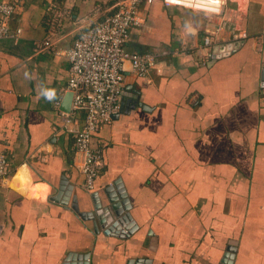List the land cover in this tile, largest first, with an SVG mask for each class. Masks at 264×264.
I'll return each mask as SVG.
<instances>
[{
    "label": "crops",
    "instance_id": "1",
    "mask_svg": "<svg viewBox=\"0 0 264 264\" xmlns=\"http://www.w3.org/2000/svg\"><path fill=\"white\" fill-rule=\"evenodd\" d=\"M15 1L8 23L20 33L0 39V151L9 162L0 264H226L227 247L235 248L231 264H264V0H226L218 16L140 3L141 24L125 48L158 62L144 76L126 66L122 105L93 136L101 162L90 191L68 130L82 115L67 129L59 118L64 53L113 8L105 0ZM237 41L212 58L213 45ZM122 194L136 224L126 237L71 206L95 212L96 200L111 198L122 208Z\"/></svg>",
    "mask_w": 264,
    "mask_h": 264
},
{
    "label": "built area",
    "instance_id": "2",
    "mask_svg": "<svg viewBox=\"0 0 264 264\" xmlns=\"http://www.w3.org/2000/svg\"><path fill=\"white\" fill-rule=\"evenodd\" d=\"M113 11L82 32L71 49L64 54L68 60L65 90L71 92L69 111L59 109L60 123L68 127L77 114L82 115L80 127L68 129L73 134L75 152L81 156L79 170L82 187L94 188L101 151L93 136L102 123L109 122L120 109L124 71L129 67L135 75L144 76L156 68L157 56L151 52H133L125 48L128 35L140 26L139 5L152 0H105ZM165 6H176L206 15H220L226 0H161ZM15 0H0V39L17 37L20 29L12 30L8 20L15 8ZM204 46L211 43L204 37ZM50 47L44 41L42 47ZM59 100L56 102L59 105ZM67 129V128H66ZM9 172V162L0 151V181Z\"/></svg>",
    "mask_w": 264,
    "mask_h": 264
},
{
    "label": "water",
    "instance_id": "3",
    "mask_svg": "<svg viewBox=\"0 0 264 264\" xmlns=\"http://www.w3.org/2000/svg\"><path fill=\"white\" fill-rule=\"evenodd\" d=\"M239 43L240 42L237 41L229 44V46L227 45L224 48L222 46L213 45L211 48L212 58H218L221 55L227 54L230 50L239 45ZM221 51L223 52L221 53ZM70 101L71 92L66 91L61 99L59 108L62 111H69ZM120 203H124V207L121 208L120 204L117 201H113L111 198L109 199V204L105 206L101 204L100 200H96V203L94 205L95 212L79 211L75 203H72L71 206L74 211H76L83 219H91L93 221L94 227H97V225L99 224L101 227H105V233L118 235L119 237H126L136 229V224L131 218L130 213L127 211L129 203L123 194ZM121 226L124 228V230L120 229ZM227 249L228 252H226L224 255L226 256V258L228 256L229 259H223V261H225V263L227 262L226 264H231L235 248L227 247ZM82 257L86 258L87 255H82ZM126 264H150V260L147 258H138L135 261H126Z\"/></svg>",
    "mask_w": 264,
    "mask_h": 264
},
{
    "label": "clouds",
    "instance_id": "4",
    "mask_svg": "<svg viewBox=\"0 0 264 264\" xmlns=\"http://www.w3.org/2000/svg\"><path fill=\"white\" fill-rule=\"evenodd\" d=\"M25 77L28 78L27 72L25 73ZM40 95L43 96L45 99L51 101V100L55 99V90H53V89H42Z\"/></svg>",
    "mask_w": 264,
    "mask_h": 264
}]
</instances>
